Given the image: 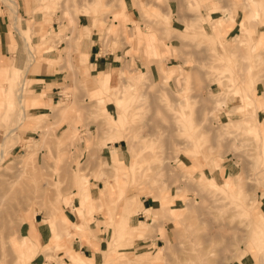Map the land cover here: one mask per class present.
I'll return each instance as SVG.
<instances>
[{
	"label": "rangeland",
	"instance_id": "obj_1",
	"mask_svg": "<svg viewBox=\"0 0 264 264\" xmlns=\"http://www.w3.org/2000/svg\"><path fill=\"white\" fill-rule=\"evenodd\" d=\"M2 1L14 10L15 3ZM27 1L42 17L30 15L24 39L15 20L9 50L16 52L20 40L24 61L16 74L0 78L7 88L0 92L7 100L0 115L6 143L4 156L0 148V264H20L21 255L22 264H32L38 252L83 262L84 255L66 256L78 251L65 244L98 211L103 264H264V229L255 213H264V0ZM79 13L89 16L99 47L115 58L112 72L93 84L67 59L84 57L75 37ZM223 13L232 20L229 34L227 28L218 34ZM242 22L248 34L241 32L240 42ZM61 33L67 38L59 39ZM50 50L64 55L67 68L58 75L50 112L32 116L17 98L35 93L33 66L39 72ZM13 54L2 64L16 67ZM62 60L47 61L46 71ZM29 114L35 119H22ZM114 141L122 145V161L102 152ZM94 169L106 187L100 209L86 200ZM133 198L147 199L153 215L132 221ZM62 206L80 222H70ZM122 210L131 225L143 220L146 234L129 228ZM38 211L46 229L45 219L54 220L61 245L55 251L37 249L33 231L19 234Z\"/></svg>",
	"mask_w": 264,
	"mask_h": 264
},
{
	"label": "crops",
	"instance_id": "obj_2",
	"mask_svg": "<svg viewBox=\"0 0 264 264\" xmlns=\"http://www.w3.org/2000/svg\"><path fill=\"white\" fill-rule=\"evenodd\" d=\"M13 3H15L14 10L11 12L10 7L4 3L2 0H0V78H8L9 77V72L13 71L14 74H16V68L21 69V65L24 61L23 54L21 52V41L18 40L17 38L15 39L16 42V52H11L9 50L10 47V38H9V29L11 26H14L15 20H19L21 24V29L20 34L21 37L24 39V31L26 30V22L27 19L30 17V15L34 16L35 20L41 19V12H33L32 7L30 6L29 2L27 0H9ZM14 13L13 18L11 15ZM15 27V26H14ZM77 30H79V35H75V37L80 36V42H82V48L84 49V57H80L79 55H76L74 53L70 54V58H67L69 62H72L76 64V66L79 67V69L85 73H87L89 76H92V84H93V79L97 77V75L103 73V75L109 74V70L112 72V70L115 68V65L113 62H115L114 58V53L107 52L105 53L103 50H101V47H99L98 44V38L96 37L97 31L94 29V27L90 28V23H89V16L85 13H79L77 15ZM91 29V30H90ZM232 28L227 31V34L231 32ZM62 34V35H61ZM60 36L58 37L59 39H66V35H63L64 33H61ZM133 35H136V33ZM59 46V45H58ZM64 47L61 46L60 48L62 49ZM72 49L73 46H70ZM53 50L50 51H45L44 55L42 56V60L39 66V72H38V67L33 66L34 74L30 76V79H32L31 83V89L35 92H31L30 95H24L21 96L19 95L17 100L20 105V107H24L25 103H27V109L28 111H31L33 113L29 114V116H23L22 119H31L34 120L35 118H32V116H40L46 112H50V106L53 105L54 97L58 96V82L60 81L61 78L58 77V75H63L65 73L64 68H67L65 66V61L66 58H64V55L62 54L61 56L58 55V53H53ZM14 53V54H13ZM15 56L16 59V67L15 66H9L5 63L2 64L1 61H3L4 57H9L11 55ZM51 55V56H50ZM58 57H63L62 63H58L55 66H51V69H54L52 72L46 71L48 67H46V62L49 60H56ZM73 59V61H72ZM82 62V63H79ZM31 65V64H30ZM20 66V67H18ZM32 67V66H31ZM11 69V70H10ZM44 70V71H43ZM95 72L93 75L92 73ZM7 88L1 87L0 86V92L6 91ZM26 96H28L26 98ZM101 100V99H99ZM102 102V101H101ZM7 104V100L4 98H0V115H3L1 113L2 110H4L5 105ZM104 104V103H102ZM32 115V116H31ZM30 125V124H27ZM263 132V130H262ZM264 134V132L262 133ZM4 137L1 136L0 132V148L2 149V153L4 156V149L6 147V143L4 141ZM109 144V143H108ZM17 145H11L8 146L6 149L8 154L11 153L14 148ZM102 152L107 156L109 161L112 160V158H115L117 160H121L124 157L123 154V148L122 145L118 141H114L111 145H107ZM226 172V171H224ZM94 174H96L95 169L91 172V177L89 178V185L90 187L88 188V191L86 193V200L90 201L91 203L94 204L95 209L101 208L104 202V197H106L103 193L106 187L102 188L100 186L101 180H98V178H94ZM227 175V172H226ZM86 181L84 178L83 182ZM81 182V183H83ZM117 186L119 183L116 184ZM118 188V187H117ZM99 190V193H98ZM123 197L121 195V190H119V195L118 198ZM131 200V199H130ZM73 203H78L76 198H73ZM141 203V204H140ZM140 203L134 200L133 198V206H132V212L134 215H132V221L134 217H143L144 215L146 216H152L151 209L149 205H147V199L142 198L140 199ZM85 205V211L86 213H89L90 210V203L89 202H84ZM79 205V204H78ZM61 212L65 215V217L70 221L74 223H79L80 218L78 214L71 212L67 210L65 206H62ZM257 215H259L258 223L259 226H262L264 229V213L261 211L255 212ZM86 215V214H85ZM84 215V216H85ZM130 214L126 213L124 210L121 212V217L125 218L127 225L129 228H131L135 233H141V234H146L143 233L142 227L145 223L143 220H139V223L137 225H131L130 221L131 219L127 218ZM42 216L41 212H34L33 215L29 216V220H26L25 223L21 225L19 228V234L20 235H28L33 231V235L35 237V244L37 246V249H40L43 247L44 249L49 248L55 251V248L57 246H61L60 244H55V242L58 240V235L54 231V220L53 218H46L44 221V224L47 225V229L45 226H43L40 222L42 221ZM94 220L89 222L88 226L85 228L84 225L82 224V228L80 231L77 232L78 236H74L72 241L65 244L69 245V248H71L76 252H72L70 249L66 251V256L71 254V255H84L88 259V263H82L79 261L77 258H69L67 257V261H61L59 258L53 257L50 253H47V255H44L41 252H38L33 258H32V264H44L45 256L48 257V255H51L52 257H48L49 259H54L55 261L59 260L62 263L59 264H103L102 260V252L104 248L102 247L103 245V240L101 238V235L103 234L100 229V224H96V222L99 220L100 221V211L98 213H94L93 215ZM39 217V218H38ZM138 221V220H137ZM83 227L85 228V231H83ZM264 231V230H263ZM129 235V234H127ZM130 236V235H129ZM50 239V241H49ZM159 237H156L155 243L159 241ZM58 243V242H57ZM64 246V245H62ZM67 247V246H66ZM46 251V250H44ZM62 251H65V249L62 248V250H58V253H62ZM71 251V252H70ZM81 251V252H80ZM20 254V253H19ZM144 260H136L135 262H143ZM25 257L23 255L19 256V263H25ZM128 263H133V261L128 262Z\"/></svg>",
	"mask_w": 264,
	"mask_h": 264
},
{
	"label": "bare ground",
	"instance_id": "obj_3",
	"mask_svg": "<svg viewBox=\"0 0 264 264\" xmlns=\"http://www.w3.org/2000/svg\"><path fill=\"white\" fill-rule=\"evenodd\" d=\"M243 3H246V2H243ZM256 12V11H255ZM222 16H223V23H222V26H218L217 27V29H218V34L220 33V31H222L223 30V28H227L228 30L229 29H231L232 28V20L230 19V17L228 16V14L227 13H223L222 14ZM254 16V15H253ZM219 19H220V17H219ZM214 22V21H213ZM246 27H247V24L246 23H244V22H242L241 24H240V27H239V32H237V36L235 37V39L236 40H238V41H240L241 42V38H240V34H241V32H244L245 34H246V36H247V34L248 33H246ZM263 32V31H262ZM217 34V33H216ZM217 34V35H218ZM128 35V34H127ZM244 35V34H243ZM128 38H130V36H128ZM248 38V37H247ZM246 93V92H245ZM258 96V95H257ZM235 100V99H234ZM250 101V100H249ZM224 102V101H223ZM225 103V102H224ZM221 105V104H220ZM248 105V104H247ZM249 105H251V104H249ZM223 107V106H222ZM249 110V109H248ZM255 112H256V110H255ZM251 113V112H250ZM247 114V113H246ZM252 114V113H251ZM245 118H247L246 116H245ZM244 122V121H243ZM249 122H247V124H248ZM258 123H260V122H258ZM239 125V124H238ZM193 129H194V127H193ZM258 132V131H257ZM258 134V133H257ZM260 137V136H259ZM262 138V137H261ZM260 138V139H261ZM261 140H264L263 138L261 139ZM263 144V143H262ZM262 147V146H261ZM262 152V151H261ZM227 178V177H226ZM227 186V185H226ZM111 224V223H110ZM48 257H50L49 255H48ZM57 262H60V261H58L57 260ZM83 262L84 263H88V259L86 258V257H84V259H83ZM82 262V263H83ZM61 263V262H60Z\"/></svg>",
	"mask_w": 264,
	"mask_h": 264
}]
</instances>
